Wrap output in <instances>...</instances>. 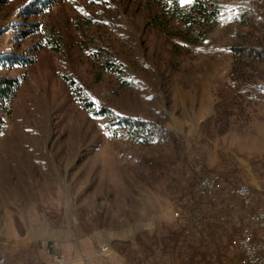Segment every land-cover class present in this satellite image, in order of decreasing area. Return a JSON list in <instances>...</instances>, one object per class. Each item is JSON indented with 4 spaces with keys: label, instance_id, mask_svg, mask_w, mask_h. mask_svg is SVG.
<instances>
[{
    "label": "rangeland",
    "instance_id": "obj_1",
    "mask_svg": "<svg viewBox=\"0 0 264 264\" xmlns=\"http://www.w3.org/2000/svg\"><path fill=\"white\" fill-rule=\"evenodd\" d=\"M31 2L11 0L0 11V55L32 58L27 65L0 63V76L20 78L0 129V258H5L0 264H53L55 255L60 261L135 264L115 248V240H130L139 250V232L178 231L188 218L174 205L186 168L153 172L146 161L171 152L173 145L112 135L109 118L83 109L67 78L82 95L118 114L151 120L191 138L189 151L196 155L202 149L210 167L235 164L259 201L264 169L252 160L263 159L264 152L249 153L244 145L241 152L227 133L231 124L264 120V77H257L259 89L244 94L243 109L230 117L226 134L197 137L201 121L215 112L217 91L229 81L233 58L227 45L242 0H222L220 22L191 50L151 22L158 9L146 0H54L22 15ZM18 30L30 34L19 40ZM109 62H117L121 71L108 69ZM240 131L239 144L255 143L254 135L262 139L261 130ZM181 200L195 207L190 197ZM213 208L210 201L204 208L207 221ZM98 213L108 224L86 232ZM68 230L72 240H52ZM105 245L111 252L100 254ZM159 255L157 249L155 259ZM237 255L229 246L231 262Z\"/></svg>",
    "mask_w": 264,
    "mask_h": 264
},
{
    "label": "trees",
    "instance_id": "obj_2",
    "mask_svg": "<svg viewBox=\"0 0 264 264\" xmlns=\"http://www.w3.org/2000/svg\"><path fill=\"white\" fill-rule=\"evenodd\" d=\"M9 1L11 0H0V11ZM146 1L158 9V14L151 18V22L164 28L169 35L184 41L188 50L204 42L225 12L222 0H193L192 3L183 5L179 0ZM53 2L54 0H32L21 13H37L39 10L33 12L31 6L45 9ZM232 18L235 23L234 32L232 42L227 45L233 58L229 81L217 91L215 112L201 121L198 139L212 140L226 134L230 128V117L237 110L243 109L244 94L251 89H259L261 86L257 77H264V0H242ZM18 25L28 26L25 22H18ZM18 31L20 34L16 38L19 40L30 34L28 30ZM31 62L32 58L14 53L0 55V63L12 66ZM106 67L121 71L117 62H109ZM67 81L71 84V92L77 103L83 109L91 111L95 116L109 118L107 129L112 135L125 134L139 142H170L173 145L171 152L146 159L153 172L166 173L174 166L186 168L185 185L174 200V205L183 209L188 216L181 229L162 234L157 230H144L135 236L139 250L130 240H115V248L132 258L135 264H149L153 258L154 264H242L239 253L234 262L228 256L231 242L240 234L243 226L249 223V216L254 211V207L245 205L240 197L231 193L233 187L246 184L241 170L235 164L226 163L210 167L201 158L202 149H197L196 155L189 151L194 146L191 138L183 139L174 131L151 120L118 114L112 107L97 103L87 94L82 95V89L75 86L73 80L67 78ZM19 85L18 76H0V129L5 123L3 112H10ZM252 163L261 165L264 169V158H254ZM211 175L217 176V189L210 196L214 212L207 221L204 213L206 204L199 196L198 185L203 178ZM183 197H190L195 207H186L181 200ZM230 204L234 206L229 208ZM103 219L104 215L98 213L91 219L90 225L85 224V231L106 226L108 223ZM196 219L203 224L199 236L191 231ZM256 232H259L258 229ZM184 241V245L180 246V242ZM157 249H160V255L155 259ZM9 258L19 260L20 256L9 255Z\"/></svg>",
    "mask_w": 264,
    "mask_h": 264
},
{
    "label": "built area",
    "instance_id": "obj_3",
    "mask_svg": "<svg viewBox=\"0 0 264 264\" xmlns=\"http://www.w3.org/2000/svg\"><path fill=\"white\" fill-rule=\"evenodd\" d=\"M217 189V176L211 175L203 178L198 185V193L202 202L208 205L210 196ZM231 193L240 197L245 205L254 207L249 216V223L243 226L240 234L230 244L232 251L241 255L242 264H264V193H261L259 201L255 200L253 190L249 184H242L231 189ZM203 228L199 219L195 220L192 232L199 236ZM258 229L259 232H256ZM109 246L101 247L102 253H108ZM5 258H0L3 263Z\"/></svg>",
    "mask_w": 264,
    "mask_h": 264
},
{
    "label": "crops",
    "instance_id": "obj_4",
    "mask_svg": "<svg viewBox=\"0 0 264 264\" xmlns=\"http://www.w3.org/2000/svg\"><path fill=\"white\" fill-rule=\"evenodd\" d=\"M254 117H252V119H250V121L247 123V124H244L241 126V124H236L235 126H233L231 124V128H230V131L227 133L228 137H234L236 139V143L235 144H232L231 146H234L236 148H238L241 152H244L245 150H243L244 148L241 146V145H244L245 147H247L246 151L249 152V153H256V154H261L264 152V120L262 121H258L256 122L255 120H253ZM240 130H243L244 132H248V131H251V130H261L263 133H262V139L261 141L260 140V136L259 135H254L255 138H257V140L255 141V143H245V144H239V142L241 140H243V136H242V132ZM258 147H260L261 149H258ZM263 147V148H262ZM245 168V167H244ZM70 230H68L67 232H65L64 234H62V236H55L52 238V240L54 241H58L60 243L62 242H68L70 240H72V233L69 232ZM111 250L108 252L110 253ZM108 253H105V254H108ZM100 254H104V253H100ZM57 256L55 255L53 260H52V263L53 264H87L85 261H78V259H73V258H70V259H65L64 257V260L63 261H60V260H57L56 259Z\"/></svg>",
    "mask_w": 264,
    "mask_h": 264
},
{
    "label": "snow or ice",
    "instance_id": "obj_5",
    "mask_svg": "<svg viewBox=\"0 0 264 264\" xmlns=\"http://www.w3.org/2000/svg\"><path fill=\"white\" fill-rule=\"evenodd\" d=\"M180 4H190L193 2V0H179Z\"/></svg>",
    "mask_w": 264,
    "mask_h": 264
}]
</instances>
